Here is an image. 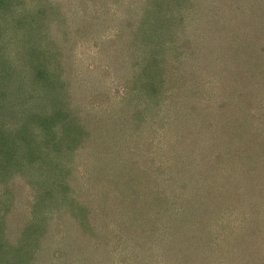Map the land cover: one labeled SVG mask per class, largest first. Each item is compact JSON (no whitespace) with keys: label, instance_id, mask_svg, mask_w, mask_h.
<instances>
[{"label":"rangeland","instance_id":"rangeland-1","mask_svg":"<svg viewBox=\"0 0 264 264\" xmlns=\"http://www.w3.org/2000/svg\"><path fill=\"white\" fill-rule=\"evenodd\" d=\"M9 8L20 24L5 33L13 39L0 51V74L26 89L15 97L18 111L34 125L49 116H31L28 107L62 111L50 116L47 134L31 127L40 138L32 146L49 154L51 177L64 167L73 187L93 186L108 199L81 229V210L92 211L84 199L42 214L39 168L4 167L12 173L0 175V205L8 203L0 210L2 253L22 252L29 264H76L56 252L78 237L86 264H135V257L183 264L191 238V250L206 255L190 263L264 264V189L257 201L255 183L237 172L244 157L264 175V0H13ZM31 54L57 83L30 85L39 67L26 63ZM107 131L133 167L101 158ZM121 179L131 186L123 205ZM213 233L222 261L210 250ZM48 252L53 262L43 263Z\"/></svg>","mask_w":264,"mask_h":264},{"label":"trees","instance_id":"trees-1","mask_svg":"<svg viewBox=\"0 0 264 264\" xmlns=\"http://www.w3.org/2000/svg\"><path fill=\"white\" fill-rule=\"evenodd\" d=\"M12 1L13 0H0V51L4 50L6 48V45L11 42V39H13V37H9L8 35L7 36L5 35V33L10 30V28H11L10 26L12 25V23H14L15 26L20 24V22L15 21V19L13 17H9L10 16V13H9L10 8L9 7H10V3H12ZM48 7H50L51 9L53 8L51 6H48ZM11 30H13V29L11 28ZM200 41H202V40H200ZM7 56H8V54L6 51L4 54V57H7ZM28 58L29 59H28V61H26V63H31V65L33 64L34 66H39L37 68V70L35 71V77L33 74V76H31V79L28 81L31 86L38 87L41 90H43L45 88V82H48L49 86L51 85V83L56 82V80H53V76L56 75L55 72L48 71V77L45 76V72L47 71V68H46L47 64H45V63H47L46 61L44 62L41 58H35V56L32 54H31V56L29 55ZM0 59H1V57H0ZM43 59L47 60L45 56L43 57ZM0 63H1V61H0ZM152 67H154V66H151V68ZM5 68H7V67H5ZM42 73H43V76H40ZM25 78L27 79V75H25ZM9 80L10 79L8 76L5 77V76L0 74V175L2 176V178L4 180L8 179L9 177L7 175H9L12 172L7 171L5 168L10 169L11 166H12V169H15L17 171H23V170L29 171V170H33V168L36 171V169L39 168L38 170L40 171V176L43 178L41 180H38L39 184L35 185V187H36L37 195L39 196V199H40L39 200V206H40V210H41L42 214L44 213L43 209L45 207H49V210L47 211L48 213L52 212L55 214V213H58L60 211L59 206H62L63 208H70V204H72L73 201L78 202V201H81L82 199H84V204H87L90 207V209H92V211H90L89 212L90 214L87 215V211L81 210L80 216L78 217L77 221L82 222L81 229H83L86 226L87 221L94 219V217L96 216V213L98 211L105 210L104 207L106 206V201L108 199V196H107V199L101 200L100 196H98L99 192L97 190H93V188H94L93 186H91V188H92L91 189L90 187L80 185L83 183H79V185H77V187H73L71 185V183L69 184V181L66 180L63 176L64 175V167L62 168V171L58 175V177L57 176L51 177L55 174V172H53V169H54L53 167L55 165H53L54 163L53 164L50 163V161H52L51 159H47L49 157V154L47 153L46 156L41 155V151H39L37 154V148L38 147L36 148V147H33L32 145L36 142L37 143L40 142L39 141L40 138L38 137L39 131H42L43 133H46V134H47V132H49V130L46 128L47 125L48 126L51 125L53 123L52 119L54 117H59L62 114V111L59 113V115H57V113L55 115L53 113L52 114L51 113L50 114H43L42 110H40L39 107H37L35 110L31 111L32 108L30 106V107H28V110L30 111L31 116H32V114L43 115L44 117L49 116V119H48L49 121L48 122L47 121H37L36 125L33 124L34 121H26V119L23 118L24 116H22L24 114L22 112L20 113L17 109L19 102L15 103V101L17 100V99H15V97L17 95H22V94L24 95V92L26 89L25 88H21V89L14 88L12 86L13 83L10 82ZM15 83H16V85H18L17 82H15ZM20 116H22V117H20ZM50 116L53 118H50ZM21 120H24V121H21ZM8 121H11V122L8 123ZM12 121L14 124H16V126H13ZM31 122L34 126H30ZM97 122H99V120ZM4 123H5V125H4ZM96 124H100V123H94L92 125L95 126ZM31 127H35V128L37 127V129L40 128V130L36 131L34 128L32 129ZM111 131H107L106 136L102 137V140L104 142V146H103L102 151L100 149L98 151L101 153L100 154L101 158L103 160L104 159L109 160V158H111L113 160V163H112L113 165L118 164V166H120V167L122 166V168H124V169L133 167V165H131V164L126 165V163H127L126 162L127 161L126 154L123 155V153H121V152L119 153V150L121 149V147L119 148L117 145H114L115 140L113 139L114 137L112 136ZM14 136H15V139H13ZM8 137H12L13 140L12 141L7 140ZM115 147L118 148V151H115ZM104 152H105V154H104ZM263 152H264V149H263ZM19 154H23L24 157L28 156L29 158H33L34 160L35 159L39 160L40 158H44L43 160H40L41 161L40 163H42V166H38L34 162V160H32V159L30 160L29 163H26L25 158L17 157ZM38 160H36V162ZM248 160H249V158H245V160H244V157H239L240 163L237 164V172H238V175L241 174L242 179L247 178L248 182L253 181L255 183L256 188H254L252 190H257L256 195H255V199L257 201H260L261 197L259 196L260 193H258V192L260 190L264 189V175L262 172H260L258 170L255 171V169H257V167H256L257 164H254L253 161H248ZM12 162L14 163V165L12 164ZM31 163H32V165L35 164V166H32ZM16 166H19V167H17V169H16L15 168ZM213 167H215V166H213ZM49 168H52V171L50 173L47 171V170H49ZM117 169H115L114 171H116ZM214 169L219 170V171H222V170L225 171V168L222 165L216 166ZM116 175L119 176L120 173H117ZM219 176H222V175H219ZM216 179H217V177L213 178L212 181H214V183H215ZM122 181L123 180L121 179V182ZM256 181H258V182H256ZM122 183H125V182L123 181ZM115 185H117V183H115ZM94 186H96L95 183H94ZM125 186H127V189H128L127 192H126V190L121 192L122 190L117 189V192H119V193L121 192V194L119 195V198H118L119 202L121 204H122L124 198L126 197V195L128 196L131 192L130 184L125 183ZM115 187L116 186H114L113 188H115ZM115 190H116V188H115ZM204 190L205 189L202 190L201 194L203 192H205ZM221 193L222 192H211L212 195H215V194L219 195ZM227 193H228V191H225L226 195H227ZM205 194L209 198L212 197L211 195H209L210 192L205 193ZM252 197H253V194L251 196H249V198H252ZM263 200L264 199H262V201ZM7 204L8 203L1 204L0 210L3 211L5 209H7L8 208ZM259 204L262 205L263 203H259ZM116 205H118V204H116ZM214 211H215V207L212 206L209 210V213L212 212L213 216H214ZM141 212L142 211H140V214H142ZM0 220L4 221L3 218H0ZM146 222H148V221H146ZM140 223H141V221H139V224H137V227L140 225ZM28 225H26V227ZM223 225H225L229 228V225L224 223V222H223ZM188 228L191 229L190 227H188ZM139 229H141V228H139ZM142 229H144L143 226H142ZM195 229L196 228L192 227V229H191L192 231L189 233V235L192 234V232L194 231L192 235L199 237V235L196 234ZM230 230H231V228H230ZM170 233L173 235L174 230L170 231ZM167 234L168 233H165V235L162 234V239L161 240L159 239V241L162 242L164 239L169 238V237H167ZM210 235L212 236V238L214 239V242L216 244V245H211L210 250L213 249L212 253H214L215 256H218L216 258L219 261H222L223 258L221 256L222 254L220 253L221 248L217 247L219 240H217V241L215 240V237H214L215 233L210 234ZM228 235H232V234H228ZM174 237L175 236H173V238ZM197 237H194V238L196 239ZM27 238H28V236L25 237V240H27ZM190 239H189V247H188L189 251H187L186 253L188 254V256H192V257L189 258L183 264H193L194 262H192V263H190V262L193 261L194 258H199L201 256L206 255V254L203 255V253L197 252L194 249L192 251L190 248V246H191ZM68 240L65 244V250H62V249H64V248H62L61 250H59L56 253H58L59 256L62 254V256L67 255V257H71L72 260L73 259L75 260L76 264H86L88 257L81 253V251L84 250V249H82V241L78 237H74V238H71ZM206 244L210 245L211 243L207 242ZM167 246L168 247L170 246L169 242H168ZM184 246H186V245H184ZM68 249H69V252H67ZM10 250L15 251L17 249H14V246H10ZM239 250L243 251L244 249H239ZM2 251H3V249H0V264H29L27 262L29 259V258H27L28 255H24L22 252H19V251L17 253L13 252L12 255L7 257L4 253H2ZM64 251H66L67 254H65ZM224 258L226 259V261H228V262L230 261L227 257H224ZM135 259H137L135 264L140 261L136 257H135ZM178 260H179V258H177V261ZM39 262H40V260H39ZM45 262H53L51 260V256H50L49 252L46 253V260L43 263H45Z\"/></svg>","mask_w":264,"mask_h":264}]
</instances>
